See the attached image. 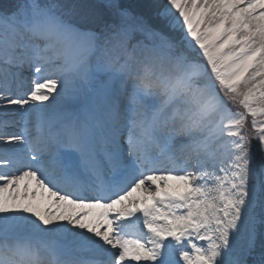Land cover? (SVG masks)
Here are the masks:
<instances>
[{"label":"snow or ice","instance_id":"6c2138e0","mask_svg":"<svg viewBox=\"0 0 264 264\" xmlns=\"http://www.w3.org/2000/svg\"><path fill=\"white\" fill-rule=\"evenodd\" d=\"M0 264H264V0H0Z\"/></svg>","mask_w":264,"mask_h":264},{"label":"rangeland","instance_id":"374dc122","mask_svg":"<svg viewBox=\"0 0 264 264\" xmlns=\"http://www.w3.org/2000/svg\"><path fill=\"white\" fill-rule=\"evenodd\" d=\"M134 11H144L147 6L153 3V0H123Z\"/></svg>","mask_w":264,"mask_h":264}]
</instances>
